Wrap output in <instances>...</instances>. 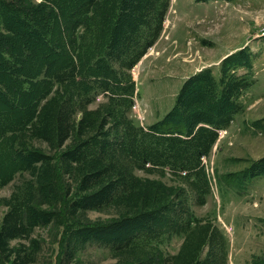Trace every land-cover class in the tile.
<instances>
[{
	"label": "rangeland",
	"instance_id": "rangeland-1",
	"mask_svg": "<svg viewBox=\"0 0 264 264\" xmlns=\"http://www.w3.org/2000/svg\"><path fill=\"white\" fill-rule=\"evenodd\" d=\"M116 2L77 45L119 85L79 64L14 136L0 264H264V0H127L114 28Z\"/></svg>",
	"mask_w": 264,
	"mask_h": 264
},
{
	"label": "trees",
	"instance_id": "trees-1",
	"mask_svg": "<svg viewBox=\"0 0 264 264\" xmlns=\"http://www.w3.org/2000/svg\"><path fill=\"white\" fill-rule=\"evenodd\" d=\"M99 1L101 2L0 0L1 179H9L14 171L24 166L26 160L35 155L28 147L15 145L13 139L18 132L32 129L34 122H31V118L38 112L39 100L45 96V90L42 88L40 91L41 85L47 88L52 80H76L77 74L74 71L79 64H82L84 69L82 84L91 85L95 82V71L103 75L106 71L112 72L107 67V57L103 53L97 57L93 52L86 55L83 51L80 52L81 48L77 45L82 36L79 27H87V10ZM125 2L127 3V0H117L116 4L113 3L115 13L111 15V27L117 28L118 20L125 23L126 20L138 19L139 14L135 16L134 13L138 6H125ZM65 4L68 5L69 18L72 20V28L68 34L63 32L59 20ZM101 65L103 68L106 66L107 70L100 68ZM104 76V85H119L112 83L120 80L116 75ZM153 128L162 133L176 130L174 127L160 125L149 127ZM145 148L144 144L138 146L139 152ZM145 156L146 151L142 159H138L145 160ZM24 168H27L26 165Z\"/></svg>",
	"mask_w": 264,
	"mask_h": 264
}]
</instances>
